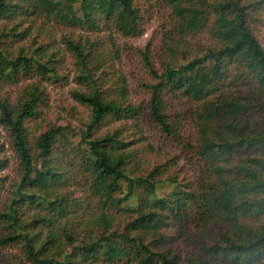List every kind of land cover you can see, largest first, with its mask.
I'll return each mask as SVG.
<instances>
[{
    "label": "trees",
    "instance_id": "1",
    "mask_svg": "<svg viewBox=\"0 0 264 264\" xmlns=\"http://www.w3.org/2000/svg\"><path fill=\"white\" fill-rule=\"evenodd\" d=\"M139 2L0 0V20L15 21L0 31V86L42 76L60 79L37 54L42 46L15 48L30 31L22 28L24 20L136 38L146 22ZM156 2L171 11L183 39L209 29L218 46L180 63L178 46L170 44L171 59L160 72L146 48L144 64L156 81L147 86L149 115L133 103L127 83L116 89L115 98L103 88L98 42L71 37L64 40L85 87L72 95L90 109L78 145L68 139V127L53 126L30 139L29 123L39 118L45 96L36 83L28 84L15 103L0 100V127L20 165L0 210V249L17 248L22 254L12 264H264V46L254 28L264 22V0ZM238 85L256 91L259 102L233 99ZM180 98L195 104L199 117V143L192 148L200 174L195 182L183 184L160 166L140 172L135 142L119 129L99 135L113 121H133L140 130L148 117L173 137L177 127L168 116V102ZM250 114L258 122L252 131L243 123ZM6 151L0 145V201L7 186L3 173L11 166ZM67 182L83 184L86 200L91 197L98 208L84 210L62 194ZM119 212L130 217L123 227L112 221ZM79 213L88 216L79 217L88 232L80 239L73 223ZM213 222L229 231L214 241H196L192 228ZM163 229L194 242L193 252L183 259L173 248L175 237ZM148 233L154 236L148 239Z\"/></svg>",
    "mask_w": 264,
    "mask_h": 264
},
{
    "label": "rangeland",
    "instance_id": "2",
    "mask_svg": "<svg viewBox=\"0 0 264 264\" xmlns=\"http://www.w3.org/2000/svg\"><path fill=\"white\" fill-rule=\"evenodd\" d=\"M139 3L142 11L146 14V22L143 26V34L136 38H124L119 35L112 37L109 33L92 34L84 30L62 27L55 23L40 20L31 22L24 20L22 22V28H28L30 31H28L27 39L14 45L15 48L23 47L25 50L30 51L32 47L35 49L42 46V50H39L37 54L42 60L48 62V67H51L60 77L56 80H45L46 77L42 76L37 77L39 78L37 80L23 79L16 86H0V100H7L11 103L17 102L24 88L30 83H36L44 92V104L39 107L41 114L28 126L32 141L36 140L39 131H46L53 126L68 127V139L74 145H78L81 139L80 128L82 123L87 121L89 117L90 109L77 103L72 95L75 91H83L85 87L80 84L78 78L80 67L77 64V59L65 43L64 39L66 37H71L76 41L89 39L90 42H98L96 67H99V74H103V81H101L103 88L108 90L112 98H115L118 97V90L116 89L127 83L129 97L135 105L143 109L146 115L151 112L148 108L151 95L147 86L156 83L144 64L143 52L146 51V48H149V56L153 65L160 72L164 63L171 59L170 44L178 46L177 61L180 63L184 62L185 57L200 56L208 49L218 46V42L209 29L190 36L186 40L183 39L177 26L174 27V17L171 11L164 7L162 3H157L156 0H140ZM14 22L0 20V31H4L9 25H14ZM254 28L260 43L264 46V22L255 23ZM113 45H116V48ZM232 96L233 99L247 102L249 105L257 104L260 98L256 91L242 85L236 87ZM196 109L195 104L182 98L168 102V116L172 124L177 127L173 137L167 136L148 117H146L140 130L136 128L133 121H113L108 122L99 132V135L119 129L124 138L135 142L134 147L139 149L137 152L141 167L140 172L148 173L155 167L160 166L169 170L166 175L178 177V180L183 184L192 183L200 177L199 169H197V159L192 151V148H197L199 143V117L196 115ZM249 116L253 117L251 114L248 115L243 123L252 131L257 127L258 122L253 121ZM0 145L6 148L5 156L11 160L10 168L3 173V176L7 178V186L0 201V210H2L6 198L9 197L8 191L11 184L18 178L20 165L10 144L8 133L1 127ZM61 165L66 167L65 162H61ZM66 185L69 186H64L61 192L68 199L75 200L78 205H82L84 210L93 207L98 208V204L91 197H89V201L86 200L83 184L76 185L67 182ZM79 217L87 219L88 216L85 213H79L76 215V222H73L77 224L74 230L77 231L76 235H79L80 239L88 235V232L84 230V224L79 223ZM112 217L113 223L120 227L130 221L129 214L124 212L113 214ZM254 223L259 224L260 222L256 220ZM69 230L73 231L72 228H69ZM227 231H229L227 225L215 222L206 228L203 226L192 228L194 239L200 242L214 241ZM161 233L175 237L173 248L181 254L183 259L189 256V253L193 252L196 247L192 244L194 242L189 241L187 237H176V230L163 229ZM147 236L150 239L154 235L148 233ZM18 257H22V254L17 248L0 249V264H12L18 260Z\"/></svg>",
    "mask_w": 264,
    "mask_h": 264
}]
</instances>
